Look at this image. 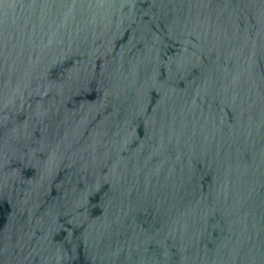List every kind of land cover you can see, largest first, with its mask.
<instances>
[{"label":"water","instance_id":"1","mask_svg":"<svg viewBox=\"0 0 264 264\" xmlns=\"http://www.w3.org/2000/svg\"><path fill=\"white\" fill-rule=\"evenodd\" d=\"M0 264H264V0H0Z\"/></svg>","mask_w":264,"mask_h":264}]
</instances>
